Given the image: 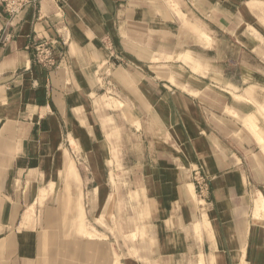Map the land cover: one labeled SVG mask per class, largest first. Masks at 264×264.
I'll list each match as a JSON object with an SVG mask.
<instances>
[{
    "label": "crops",
    "instance_id": "1",
    "mask_svg": "<svg viewBox=\"0 0 264 264\" xmlns=\"http://www.w3.org/2000/svg\"><path fill=\"white\" fill-rule=\"evenodd\" d=\"M42 40L58 42L55 70L33 63ZM263 64L264 0H42L16 16L0 0V264H41L23 224L55 178L76 189V169L100 215L109 120L157 264H264ZM108 94L118 105L100 112Z\"/></svg>",
    "mask_w": 264,
    "mask_h": 264
},
{
    "label": "rangeland",
    "instance_id": "2",
    "mask_svg": "<svg viewBox=\"0 0 264 264\" xmlns=\"http://www.w3.org/2000/svg\"><path fill=\"white\" fill-rule=\"evenodd\" d=\"M261 84L263 105L258 107L259 116L254 120L262 123L264 132V73ZM97 101L100 112H109L113 105H118V100L109 94ZM104 123L107 141L102 143V150L108 157L105 160L112 170L109 179L114 188L110 198L100 215H95L92 191L82 189L75 167L76 175H69L78 183L76 189H70V183L61 187L56 178L50 186L44 185L38 191L36 204L30 208L32 216L23 224L37 231L40 237L41 264H112L126 258L137 264H157L153 258L154 251L161 245L160 239L151 227L144 197L123 166L127 135L121 131L125 126L120 121L119 132L112 136L111 121ZM72 144L74 151H80L76 143ZM112 200L115 205L110 209ZM28 209L25 207L24 212Z\"/></svg>",
    "mask_w": 264,
    "mask_h": 264
},
{
    "label": "built area",
    "instance_id": "3",
    "mask_svg": "<svg viewBox=\"0 0 264 264\" xmlns=\"http://www.w3.org/2000/svg\"><path fill=\"white\" fill-rule=\"evenodd\" d=\"M42 0H2L6 12L11 16L20 14L24 9L30 6L38 5ZM2 41H7V36L2 37ZM33 53V63L46 70L52 71L58 68L59 61L57 54L59 52L58 42L51 40H42L35 43ZM193 180L198 187L200 194L208 191L210 183L208 178L202 173L200 168L193 170Z\"/></svg>",
    "mask_w": 264,
    "mask_h": 264
},
{
    "label": "bare ground",
    "instance_id": "4",
    "mask_svg": "<svg viewBox=\"0 0 264 264\" xmlns=\"http://www.w3.org/2000/svg\"><path fill=\"white\" fill-rule=\"evenodd\" d=\"M74 143H75V142H74ZM72 145H73V144H72ZM261 201H262V200H260V202H258V204H259V203H262ZM262 205H263V204H262ZM262 205L259 204V207H258L259 213H258L257 216H258L259 219H261V220L264 221V208L262 207ZM32 214H33V211H30L28 217H26V218L29 219V218L32 216ZM201 263H202V262H201ZM201 263H200V264H201Z\"/></svg>",
    "mask_w": 264,
    "mask_h": 264
}]
</instances>
